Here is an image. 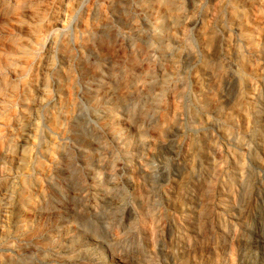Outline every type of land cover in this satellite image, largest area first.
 Instances as JSON below:
<instances>
[{
    "label": "rangeland",
    "instance_id": "obj_1",
    "mask_svg": "<svg viewBox=\"0 0 264 264\" xmlns=\"http://www.w3.org/2000/svg\"><path fill=\"white\" fill-rule=\"evenodd\" d=\"M0 264H264V0H0Z\"/></svg>",
    "mask_w": 264,
    "mask_h": 264
},
{
    "label": "bare ground",
    "instance_id": "obj_2",
    "mask_svg": "<svg viewBox=\"0 0 264 264\" xmlns=\"http://www.w3.org/2000/svg\"><path fill=\"white\" fill-rule=\"evenodd\" d=\"M168 2H169V1H168ZM165 8H168V4L165 5ZM167 10H168V9H167ZM234 11H235V10H234ZM26 53H27V52H26ZM151 72H152V71H151ZM134 81H135V80H134ZM139 107H140V106H139ZM142 111H143V110H142ZM146 114H147V113H146ZM52 150H53V149H52ZM51 152H52V151H50V153H51ZM52 154H53V153H52ZM52 154H51V155H52ZM51 157H53V155H52ZM54 161H55V160H54ZM43 164H44V163H43ZM53 164H54V163H53ZM39 167H40V166H39ZM41 167H42V166H41ZM38 172H39V171H38Z\"/></svg>",
    "mask_w": 264,
    "mask_h": 264
}]
</instances>
